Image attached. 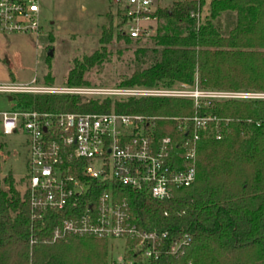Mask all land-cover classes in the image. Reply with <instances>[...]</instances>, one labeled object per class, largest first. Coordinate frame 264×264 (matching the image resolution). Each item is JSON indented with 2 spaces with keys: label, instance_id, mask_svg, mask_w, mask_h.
I'll return each instance as SVG.
<instances>
[{
  "label": "trees",
  "instance_id": "16d2710c",
  "mask_svg": "<svg viewBox=\"0 0 264 264\" xmlns=\"http://www.w3.org/2000/svg\"><path fill=\"white\" fill-rule=\"evenodd\" d=\"M206 2L178 0L170 9H158L156 15L164 23L152 37L153 47L135 51L138 63L145 66L117 88L264 93V0H209V17L198 25L192 14L201 15ZM227 12L236 14V25L224 36L214 21ZM118 19L115 24L111 17L103 29L102 50L73 60L65 87H89L85 75L105 61L106 46L113 39L132 41L117 34L123 25L122 17ZM53 81L45 77L47 87ZM13 102L15 108L41 113L158 118L160 138L176 136L177 123L171 118L212 114L219 124L201 133L197 178L190 187L157 201L145 192L116 186V198L127 201L140 227L192 237L183 256L164 257L155 264H264V100L209 99L196 107L194 99L186 97L89 99L34 93L13 95ZM103 189L91 190L88 201L95 202ZM66 218V213L49 212L34 221L28 196H21L11 175L2 179L0 158V264H107L105 240L70 237L51 242L54 229Z\"/></svg>",
  "mask_w": 264,
  "mask_h": 264
},
{
  "label": "built area",
  "instance_id": "2783aa9c",
  "mask_svg": "<svg viewBox=\"0 0 264 264\" xmlns=\"http://www.w3.org/2000/svg\"><path fill=\"white\" fill-rule=\"evenodd\" d=\"M123 25L118 35L133 41L146 40L156 32L161 19L156 0H115ZM39 0H0V32H38ZM201 22L200 13L192 14ZM36 83V79L33 80ZM60 94L86 98L97 96H167L201 100H264L259 92H203L107 89L91 87H47L1 84L0 95L13 102L17 94ZM158 118L117 113H41L34 110L0 109V139L23 135L27 151L25 189L34 221L49 212L66 213L51 242L70 237H88L125 242L107 264H155L164 257L179 258L192 244V237L140 227L125 199L118 200L116 186L145 192L157 201L168 200L177 189L190 187L197 178L201 133L219 124L211 115L171 118L176 136L157 134ZM189 123L192 127L189 128ZM187 132L180 142L177 136ZM221 134L217 132L216 139ZM100 181L101 183H91ZM95 184H97L95 186ZM94 185V186H93ZM104 188L95 202L92 190ZM109 250V245H108Z\"/></svg>",
  "mask_w": 264,
  "mask_h": 264
},
{
  "label": "rangeland",
  "instance_id": "374dc122",
  "mask_svg": "<svg viewBox=\"0 0 264 264\" xmlns=\"http://www.w3.org/2000/svg\"><path fill=\"white\" fill-rule=\"evenodd\" d=\"M176 1L156 0V5L158 9H170ZM110 4L108 0H39L41 28L38 32H0V83L47 86L45 77L50 75L54 79L51 87H65L73 60L102 50L100 38L103 29L109 25V19L112 17L115 24L120 22L118 17L122 16V10L119 4L115 0ZM208 17L209 0L202 9L201 21ZM214 23L226 36L236 25V14L224 13ZM152 37L130 43L113 39L106 46L108 55L105 61L85 75L89 87L117 89L124 79L145 66L138 63L135 51L138 47H153ZM35 79L36 83H33ZM7 98L0 95L1 110L16 106V102L10 103ZM24 139L23 135L0 139L1 177L11 175L22 197L26 183L24 178L28 173ZM124 244L122 240L108 241V255L117 256Z\"/></svg>",
  "mask_w": 264,
  "mask_h": 264
}]
</instances>
